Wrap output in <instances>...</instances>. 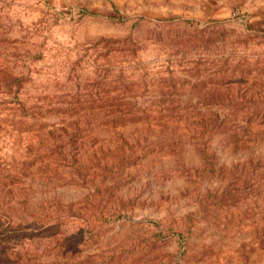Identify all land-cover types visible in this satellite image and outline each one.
Segmentation results:
<instances>
[{"label": "rangeland", "instance_id": "1", "mask_svg": "<svg viewBox=\"0 0 264 264\" xmlns=\"http://www.w3.org/2000/svg\"><path fill=\"white\" fill-rule=\"evenodd\" d=\"M232 106L264 108V0H0V264H264V150L102 115Z\"/></svg>", "mask_w": 264, "mask_h": 264}, {"label": "trees", "instance_id": "2", "mask_svg": "<svg viewBox=\"0 0 264 264\" xmlns=\"http://www.w3.org/2000/svg\"><path fill=\"white\" fill-rule=\"evenodd\" d=\"M168 20L171 21L173 18ZM250 34L262 36L258 31L250 32ZM202 46L204 47L200 48V45H193V47H191L195 50L190 52L191 56L188 59L189 61L198 63L202 59H207V57L212 54L211 51L207 49V41H205ZM184 59L185 57H179L176 61L168 60V62H170V64L174 62L175 65L184 62ZM220 61L221 58L215 59L214 72L221 73L235 69L243 72L245 69L244 66H238L235 64V66L221 64L222 62ZM197 68L199 69V66H197ZM242 80L246 81L247 79L245 77L234 78L228 81V83H237ZM11 85L15 84L12 83ZM18 86L19 85H16V87ZM17 103L22 109L27 107L26 103L20 101ZM102 110V115L104 114V116L108 115L114 117L111 121L115 119L122 120L123 122L163 120L164 122H168V124H182L192 120V123L194 124L192 131L197 133L206 131H213L217 134L222 133V142L224 145L230 143L233 146V151H243L244 154H247L244 161L239 162L238 165L243 164L245 166L251 165L253 162L256 163L255 157L257 155H251L252 152L250 154H248V152L253 150V153L256 151L261 153L260 150H264V108L232 106L229 110L224 112L222 116L214 113H212L213 116H211L208 115V111H201L199 109L188 110L181 107H125L114 109L105 108V110ZM236 117H240V119L235 121ZM245 118L247 119L246 121ZM256 118L258 120H256ZM196 119H200V122H195ZM257 160V163H261L264 166V161L261 162L263 158L258 157Z\"/></svg>", "mask_w": 264, "mask_h": 264}]
</instances>
